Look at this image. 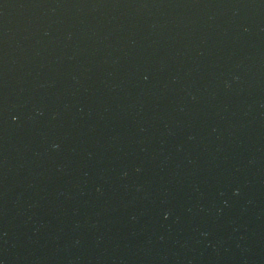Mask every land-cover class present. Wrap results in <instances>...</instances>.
Masks as SVG:
<instances>
[{"label": "water", "instance_id": "water-1", "mask_svg": "<svg viewBox=\"0 0 264 264\" xmlns=\"http://www.w3.org/2000/svg\"><path fill=\"white\" fill-rule=\"evenodd\" d=\"M0 264H264V0H0Z\"/></svg>", "mask_w": 264, "mask_h": 264}]
</instances>
